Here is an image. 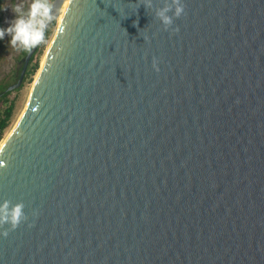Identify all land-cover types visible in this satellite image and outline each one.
Masks as SVG:
<instances>
[{
  "label": "water",
  "instance_id": "water-1",
  "mask_svg": "<svg viewBox=\"0 0 264 264\" xmlns=\"http://www.w3.org/2000/svg\"><path fill=\"white\" fill-rule=\"evenodd\" d=\"M171 3L67 0L0 145L28 215L0 264H264V0H182L165 30Z\"/></svg>",
  "mask_w": 264,
  "mask_h": 264
},
{
  "label": "clouds",
  "instance_id": "clouds-1",
  "mask_svg": "<svg viewBox=\"0 0 264 264\" xmlns=\"http://www.w3.org/2000/svg\"><path fill=\"white\" fill-rule=\"evenodd\" d=\"M54 7L52 3L44 2V0H32L27 10L22 3L14 5L11 8L15 14L14 19L6 21L7 27H0V41L9 36L11 39L8 43L13 48L30 52L45 41L46 25L55 18L52 15ZM169 11H171V15L167 14ZM183 12L182 0H172L171 4L159 12L158 16L165 30H168L173 25L174 19L180 17ZM153 68L158 71L155 58L153 59ZM11 204V200H0V229H2L0 237L3 238L9 235V230H15L22 222L28 221L23 202L16 203L10 208ZM37 214L34 212L33 216ZM4 225H9V228H3Z\"/></svg>",
  "mask_w": 264,
  "mask_h": 264
},
{
  "label": "rangeland",
  "instance_id": "rangeland-1",
  "mask_svg": "<svg viewBox=\"0 0 264 264\" xmlns=\"http://www.w3.org/2000/svg\"><path fill=\"white\" fill-rule=\"evenodd\" d=\"M31 2L32 0H4L1 9L2 21L0 27H7L6 21H11L12 19H14L15 14L11 10V8L14 5L22 3L24 5L25 10H27ZM57 24H58V20H56L53 26L51 27V34L48 36V38L45 39V44L43 49L39 51L40 48H38L37 52L35 53V57L38 58L39 67L43 60V57L45 56L47 48L49 47V44L55 34V31L57 29ZM10 39L11 38L9 36H6L3 41H0V84L2 85H6V84L11 85L15 83L13 81L18 75V68L22 65L24 58L20 50L13 48L8 43ZM34 63L35 61L32 62V64ZM39 67L37 71L39 70ZM37 71L31 77V79H27V78L23 79L21 85L17 89L11 92L10 99L13 100V114L10 121V125L3 132L1 141H3L7 137L9 132L14 127L21 112L23 111L27 103L29 92L31 91L32 83L35 80ZM1 141H0V145H1Z\"/></svg>",
  "mask_w": 264,
  "mask_h": 264
},
{
  "label": "trees",
  "instance_id": "trees-1",
  "mask_svg": "<svg viewBox=\"0 0 264 264\" xmlns=\"http://www.w3.org/2000/svg\"><path fill=\"white\" fill-rule=\"evenodd\" d=\"M52 1L53 0H44V2H47V3H52ZM3 2L4 0H0V25L2 21L1 9H2ZM53 24L54 23H52V25L47 29L45 33V39L48 38V36L51 34V27L53 26ZM44 44H45V41L41 43V45L39 46L40 48L39 51L43 49ZM20 52L22 53L23 56H25L27 53L26 51H23V50H20ZM35 53L32 55L30 59L27 70L25 72L24 79L26 78L31 79V77L35 74V72L37 71L39 67L38 58L35 57ZM33 61H35L34 64H32ZM21 68H22V65L18 68V75L16 76L13 82L17 81ZM9 85L10 84H6V85L0 84V141L2 139L4 130L10 125V121H11L12 114H13V100L10 99V94L12 91L7 90V87Z\"/></svg>",
  "mask_w": 264,
  "mask_h": 264
},
{
  "label": "bare ground",
  "instance_id": "bare-ground-1",
  "mask_svg": "<svg viewBox=\"0 0 264 264\" xmlns=\"http://www.w3.org/2000/svg\"><path fill=\"white\" fill-rule=\"evenodd\" d=\"M66 5H67V0H64V2H63V5H62V7H61V10H60V15H59V17H58V22H59V20H60V18H61V15H62V13H63V11H64V9H65V7H66ZM47 50H48V48H47ZM47 52V51H46ZM46 54V53H45ZM45 57V56H44ZM44 57H43V60H42V62H41V65H40V67L42 66V64H43V61H44ZM40 67H39V69H40ZM38 73H39V70L37 71V74H36V76L38 75ZM36 76H35V79H36ZM35 82V80L33 81V83ZM33 83H32V85H33ZM29 95H30V92H29ZM28 99H29V97H28ZM28 101V100H27ZM18 120V119H17ZM5 140V139H4ZM4 140L3 141H1V144L4 142Z\"/></svg>",
  "mask_w": 264,
  "mask_h": 264
}]
</instances>
